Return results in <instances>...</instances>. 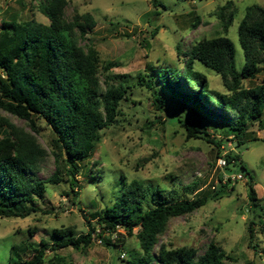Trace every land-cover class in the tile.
<instances>
[{
	"label": "rangeland",
	"instance_id": "rangeland-1",
	"mask_svg": "<svg viewBox=\"0 0 264 264\" xmlns=\"http://www.w3.org/2000/svg\"><path fill=\"white\" fill-rule=\"evenodd\" d=\"M158 1L166 6L165 10L156 8L153 0H66L63 11L67 22H73L77 14H91L96 21L95 27L80 37L79 44L97 53L101 91L107 89L106 80L111 86H129V101L121 102L118 123L100 131L101 143L93 157L81 164L78 187L74 190L65 175V161L57 162L55 137L44 120L34 119L36 132L28 122L0 111L2 117L18 128L31 132L46 151L37 172L39 179L47 181L57 168L63 178L59 184L47 185L44 198L37 200L40 212L26 219H0V264L32 259L41 241L49 246L45 260L57 254L67 264H131L134 253H141L137 230L124 239L122 247L106 245L104 238L100 243L98 232L84 251L70 247L54 252L52 247L54 231L86 235L89 222L118 202L124 185L134 180L149 190L145 208L152 206L149 198L156 188L171 194L175 201L219 190L218 199L212 198L195 213L171 221L160 239L168 248L190 247L202 255L213 241L229 256L227 264H264V110L261 118L249 123L240 137L234 136L237 133L230 131L229 125L218 117L208 121L206 130L215 138L226 140L220 148L201 139L188 141L183 123L198 125V118L182 110L177 113L176 102L169 99L168 89L159 85L157 74L152 72L165 67L182 69L185 54L198 41L219 36H227L234 42L236 66L241 71L245 57L238 27L247 8L257 5L264 9V0ZM40 4L48 2L0 0V29L13 18L48 24L40 12ZM224 7L229 8L226 18L234 14L227 32L220 17ZM196 69L208 77L213 89L226 90L214 70L201 62L196 63ZM141 75L146 82L154 77L155 89L166 99L163 111L156 108L153 90L140 85ZM263 79L264 65H260L257 78L245 81V87L260 85ZM229 153L239 154L241 160L236 165L219 168L218 159ZM239 174L244 179L226 184L227 190L219 187V176L236 178ZM195 183L197 190L188 193L185 188ZM250 185L257 193V206L249 199ZM249 226L253 229L252 236ZM114 241L116 237L112 238Z\"/></svg>",
	"mask_w": 264,
	"mask_h": 264
},
{
	"label": "trees",
	"instance_id": "trees-1",
	"mask_svg": "<svg viewBox=\"0 0 264 264\" xmlns=\"http://www.w3.org/2000/svg\"><path fill=\"white\" fill-rule=\"evenodd\" d=\"M47 2V5L40 4L39 9L48 24L19 22L13 18L4 22L0 29V70L3 71L0 111L28 122L36 132L38 126L34 119L44 120L55 137L57 162L65 161V175L74 190L78 187L81 164L93 157L101 143L100 131L118 123L120 104L129 101L127 89L130 87L123 84L111 86L106 80L107 89L101 91L97 53L92 49L85 50L79 44L80 37H85L95 27L94 17L77 14L69 23L64 19L66 0ZM153 4L156 8L166 9L158 0H153ZM227 9L220 10L226 32L234 19L232 13L226 18ZM155 33L156 30L153 36ZM238 38L245 57L241 71L236 66V46L227 36L198 41L185 54L187 59L182 69L152 70L157 74L159 85L168 89L169 99L176 102L177 113L181 110L185 114L189 112L198 118L200 124L204 122L203 126L182 122L188 141L201 139L220 148L226 140L215 138L206 130L208 121L218 117L220 122L229 125L230 131L237 133L234 136L240 137L247 131L249 123L263 115L264 79L253 87L247 88L244 84L245 81H254L260 65H264L262 7L247 8L238 27ZM197 62L222 78L224 92L211 87L208 77L196 69ZM140 81L142 87L153 90L156 108L163 111L166 99L155 89L154 77L146 82L141 75ZM236 143L241 144L240 141ZM45 156L46 151L31 132L18 128L0 115V219H26L40 212L37 200L44 198L47 185L63 181L60 168L47 181L39 179L37 172ZM224 157L227 167L241 160L236 153ZM218 181L220 188L228 189V185L222 184V176ZM185 189L194 193L197 184ZM218 192L175 201L171 194L156 188L149 198L152 206L145 208L149 190L134 180L128 186L124 185L118 202L89 222L86 235L54 231L52 249L57 252L73 247L84 251L92 245L93 234L98 231L97 237L104 238L106 245L122 247L124 239L132 237L137 230L141 253H134L131 264H227L229 256L213 241L202 255H198L194 248L171 249L160 241L172 220L200 210L210 199H218ZM248 196L252 205L257 206L259 199L253 185H250ZM249 232L252 236L251 226ZM113 237L116 241L112 243ZM48 249L47 242L41 241L32 259L16 264H67L57 254L45 260Z\"/></svg>",
	"mask_w": 264,
	"mask_h": 264
},
{
	"label": "built area",
	"instance_id": "built-area-1",
	"mask_svg": "<svg viewBox=\"0 0 264 264\" xmlns=\"http://www.w3.org/2000/svg\"><path fill=\"white\" fill-rule=\"evenodd\" d=\"M224 156L220 157L218 159V163H217L218 167L222 168V169L227 167V161H226ZM242 179H244L242 174L237 175L236 178H234L233 176H225L224 175L222 177V184L226 185V184H228L230 182L241 181ZM218 184H219V181H218ZM98 233H99V231H98ZM100 243H103L102 239L100 240Z\"/></svg>",
	"mask_w": 264,
	"mask_h": 264
}]
</instances>
